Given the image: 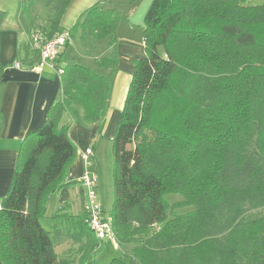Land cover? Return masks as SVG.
<instances>
[{"label":"trees","instance_id":"trees-1","mask_svg":"<svg viewBox=\"0 0 264 264\" xmlns=\"http://www.w3.org/2000/svg\"><path fill=\"white\" fill-rule=\"evenodd\" d=\"M36 1L24 0L21 12ZM72 1L43 0L45 21L35 27L48 37L64 31ZM136 1L98 0L68 29L71 40L54 64L61 95L22 141L11 186L0 197L3 264H98L101 239L85 211L69 212L70 190L81 181L67 180L77 149L63 118L74 119L80 107L81 122L103 133L119 62V8ZM77 36L87 45L108 41L97 63L109 74L74 60L60 65ZM143 36L146 56L135 61L112 139L108 215L122 254L110 264H264V0H152ZM18 60L35 67L39 52L23 44ZM52 192L60 206L47 230L41 218ZM165 193L182 195L174 207L193 209L175 214ZM56 230L77 244L72 254L55 251Z\"/></svg>","mask_w":264,"mask_h":264},{"label":"crops","instance_id":"crops-1","mask_svg":"<svg viewBox=\"0 0 264 264\" xmlns=\"http://www.w3.org/2000/svg\"><path fill=\"white\" fill-rule=\"evenodd\" d=\"M23 1L0 0V15L2 14L0 17V62L5 68L6 75V80L0 82V111L3 117V124L0 128V197H4L11 186L22 141L30 132L44 124L51 106L61 95V74L55 66L44 64L42 67L36 68V66L24 65L18 60L20 46L29 42V34L37 25L35 22L29 27L24 26L26 19L21 12ZM97 1L73 0L62 19L65 25L71 18L73 22L64 28L61 27V29H70L77 22L82 12ZM146 11L147 8L138 16V22H133L129 17L125 21L121 17L119 22L117 31L119 62L117 70L111 77L112 91L103 130L109 137H114L116 133L135 71V61L146 56L144 40L143 42L141 40V38L144 39L143 29ZM132 13L133 11L130 12V14ZM132 35L134 36L133 39L131 38ZM75 39L72 41L75 42ZM100 42H106V46L103 45L101 52L95 53L94 57L81 53L66 56L64 53L66 48L59 58L60 65L64 66L69 61L74 60L96 69L100 74H109L97 63V58L108 52V41H96L94 44L96 51L99 49L98 46L100 45L97 44ZM73 112L74 119L69 114L63 118L66 122L71 121L69 136L76 144L77 149V163L69 167L68 181L79 180L88 172L87 170L86 172L82 171V161L87 167L89 163L95 161L96 157L93 143L97 125H84L81 122L82 108L74 107ZM89 148L93 150V155L87 157L86 153ZM74 187H79V193L83 195L82 183H78ZM81 211L82 197L80 209L77 212H73L69 206V212L73 215L80 214ZM0 264H3L1 259Z\"/></svg>","mask_w":264,"mask_h":264},{"label":"rangeland","instance_id":"rangeland-1","mask_svg":"<svg viewBox=\"0 0 264 264\" xmlns=\"http://www.w3.org/2000/svg\"><path fill=\"white\" fill-rule=\"evenodd\" d=\"M152 0H137L136 2H126L120 8V15L123 17L122 19L125 21L126 18L132 19L133 22H138V16L150 6ZM133 11L132 14L130 12ZM43 12V0H37L33 6V9L30 12L22 13L24 19H26V23L24 26H31L32 20L39 23L40 21H45L44 18L41 19ZM37 17V18H36ZM74 20V19H73ZM122 20V22H123ZM72 18L69 19L67 25L61 22V27L68 26L71 24ZM124 32V31H123ZM133 35L131 38L133 39ZM137 37V36H135ZM143 42V38H141ZM96 43V42H95ZM105 43V44H103ZM144 43V42H143ZM98 46L99 49L96 51V48L93 44H84L81 40L80 36H77L75 42H71L67 49L64 51L66 56L71 55L74 53H81L84 55H89L94 57L95 53L101 52L103 45L106 46V42H100ZM79 60V59H78ZM81 61V59H80ZM92 62L93 60H87ZM92 70L98 73L96 69L90 67ZM117 130V128H116ZM112 139L113 137H109L106 132H103L101 135H96L93 143V148L96 151L95 161L89 163L86 167L84 161H82V171L86 172V170L91 173L93 177V187L92 191L96 194L98 200L102 203L103 209L105 213L108 215L113 205L114 201V180H113V154H112ZM77 155L74 156L72 159L69 167H72L76 161ZM76 161V162H75ZM79 187H73L70 190V199L69 204L73 212H77L80 209L81 204V197H82V211H84L83 203L85 200V189L83 195L79 193ZM182 195L178 193H165L164 199L169 204L170 207H173V212L175 214H183L189 212L193 209L192 206H179L174 207L181 199ZM60 206L59 195L57 192H52L48 196L47 201V208L44 216L41 218V222L43 226L47 230H52V226L54 221L52 220V216L57 212ZM81 211V213H82ZM79 215V214H77ZM87 220V219H86ZM66 230H61L52 233L53 241H54V248L58 254H64L68 249H70L71 254L72 249L73 251L77 249V244L68 237L66 234ZM118 241V239H117ZM76 247V248H75ZM122 251L115 246L113 240L111 238H103L101 239V247L99 251L96 253V260L98 264H110L112 259L116 256H120ZM72 257V256H69ZM68 257V258H69ZM3 263V262H2Z\"/></svg>","mask_w":264,"mask_h":264},{"label":"built area","instance_id":"built-area-1","mask_svg":"<svg viewBox=\"0 0 264 264\" xmlns=\"http://www.w3.org/2000/svg\"><path fill=\"white\" fill-rule=\"evenodd\" d=\"M70 40L71 34L68 30H64L53 37H48L47 32L42 27L33 28L29 34L28 43L39 52L40 62L36 65V68H40L44 64L55 66L54 64L59 57V53ZM92 155L93 150L89 148L86 156L90 157ZM79 181H81L85 189L83 208L87 215L89 226L99 239L111 238L115 246L119 247L113 231L112 217L105 213L102 203L92 191L93 177L91 173L86 172Z\"/></svg>","mask_w":264,"mask_h":264}]
</instances>
